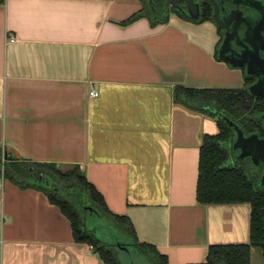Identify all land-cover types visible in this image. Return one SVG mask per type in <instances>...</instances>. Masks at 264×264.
Returning <instances> with one entry per match:
<instances>
[{"label":"crops","instance_id":"1","mask_svg":"<svg viewBox=\"0 0 264 264\" xmlns=\"http://www.w3.org/2000/svg\"><path fill=\"white\" fill-rule=\"evenodd\" d=\"M142 8L0 2V170L4 154L77 165L138 242L167 264H201L210 246L248 244L250 207L197 203L199 147L215 120L175 104L172 91L237 89L242 75L215 59L213 25L127 22ZM36 181L0 173V264H102ZM255 253L262 260L253 249L251 263Z\"/></svg>","mask_w":264,"mask_h":264},{"label":"trees","instance_id":"2","mask_svg":"<svg viewBox=\"0 0 264 264\" xmlns=\"http://www.w3.org/2000/svg\"><path fill=\"white\" fill-rule=\"evenodd\" d=\"M141 1L142 10L127 22L146 17L152 24H158L159 21L150 17L147 0ZM243 80V86L237 89H192L175 85L172 91L175 104L190 111L203 113L215 120L216 133L204 134L199 147L197 203L247 204L250 207L248 244L210 246L206 259L201 264H252L253 249L260 252L264 261V188L257 185L264 167L254 166L249 158L237 159L236 151L232 149L234 134L223 119L226 118L238 126L245 136L251 134L264 136L262 119L264 99L249 93L248 88L254 82L253 76L243 72ZM5 163L2 169L5 178L12 179L16 173L27 172L35 180H40L41 184L32 187L42 191L49 202L59 208L70 222L74 241L90 246L102 264L120 263L110 247L86 231L85 206L92 207L110 226L122 232L136 253L149 264H167L166 257L158 253L154 247L138 242L127 217L117 216L109 211L102 196L86 180L79 166L61 168L55 164L17 163L10 159H6Z\"/></svg>","mask_w":264,"mask_h":264},{"label":"flooded vegetation","instance_id":"3","mask_svg":"<svg viewBox=\"0 0 264 264\" xmlns=\"http://www.w3.org/2000/svg\"><path fill=\"white\" fill-rule=\"evenodd\" d=\"M152 1L154 12L149 6L148 11L153 20L166 23L176 21L195 25L203 23L213 25L218 38L214 49L215 59L218 58L219 49L226 35L230 40V53L228 54L242 53L244 59L241 57V62L251 61V54L249 55L248 51L252 47L259 50L260 57L263 56L261 49L264 50V0H214L215 5L209 0ZM215 14L216 20L214 19ZM239 70L243 86V72L246 73V66ZM255 82L254 77L253 83ZM235 154L238 156L239 152L236 151Z\"/></svg>","mask_w":264,"mask_h":264},{"label":"water","instance_id":"4","mask_svg":"<svg viewBox=\"0 0 264 264\" xmlns=\"http://www.w3.org/2000/svg\"><path fill=\"white\" fill-rule=\"evenodd\" d=\"M209 1L213 5H215L214 0H209ZM147 4L151 8L152 12H154L153 1L147 0ZM214 19L216 20V14L214 16ZM261 51H263L262 57H260L259 55V50L252 47L248 51L249 55L251 54L250 55L251 61L241 62L240 61L241 57L242 59H244V56H242V53H239L237 55L228 54L230 53V40L228 36L226 35V37L223 40L222 46L218 52V60L236 69L246 66V74L250 76H254L256 78V82L250 85L248 88L249 93L254 97H259V98L264 99V50L261 49ZM223 119L228 124V126L231 128L234 134V142L232 144V149L234 151L239 152L237 159L242 160L244 158H249L254 166L262 165L264 167V137H259L257 134H251V135L245 136L238 126H236L234 123H232L226 118H223ZM262 119H263V129H264V116L262 117ZM2 158L3 160L7 159L5 154L2 155ZM2 169L0 170V173L2 172ZM257 185L259 188H264V171ZM84 210L87 211V218L85 221L86 231L89 234H91L94 238L98 239L100 242L110 247L111 251L113 252L116 258L117 256L114 253V249L121 252L122 254L126 256L128 260V264H136L133 259V253L138 256L140 255L136 253L133 246L130 243L122 242L118 237V231L114 229L112 226L108 225V223H106L107 228L109 229L111 228L109 231H107L110 236L109 240L100 239L98 236V231L100 227L98 225L96 226V224L93 222L94 220H105V219L101 217L90 206H85ZM88 219H92L93 221L90 226H88L87 224ZM117 260L119 261L118 258ZM119 263L121 264L120 261Z\"/></svg>","mask_w":264,"mask_h":264},{"label":"rangeland","instance_id":"5","mask_svg":"<svg viewBox=\"0 0 264 264\" xmlns=\"http://www.w3.org/2000/svg\"><path fill=\"white\" fill-rule=\"evenodd\" d=\"M92 222H93L92 219H88L87 220L88 226H90L92 224ZM93 223H95L96 226L98 225L100 227V229L98 231L99 238L103 239V240H109L110 236H109L107 231H109L111 228L110 229L107 228L106 223H108V222H106V220H94ZM118 237L122 242L130 243L129 239L120 231H118ZM114 253L116 254V256L119 259V261L121 262V264H128V260L124 254H122L121 252H119L115 249H114ZM133 259H134L136 264H148L145 261V259H143L142 257H140L134 253H133ZM252 264H264V261L261 260L255 253V255H253Z\"/></svg>","mask_w":264,"mask_h":264},{"label":"built area","instance_id":"6","mask_svg":"<svg viewBox=\"0 0 264 264\" xmlns=\"http://www.w3.org/2000/svg\"><path fill=\"white\" fill-rule=\"evenodd\" d=\"M90 96H91V97H96V96H97V93H96L95 91L92 90V91L90 92Z\"/></svg>","mask_w":264,"mask_h":264}]
</instances>
